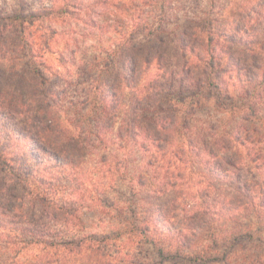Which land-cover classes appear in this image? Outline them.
Returning a JSON list of instances; mask_svg holds the SVG:
<instances>
[{"label": "clouds", "instance_id": "9594fccd", "mask_svg": "<svg viewBox=\"0 0 264 264\" xmlns=\"http://www.w3.org/2000/svg\"><path fill=\"white\" fill-rule=\"evenodd\" d=\"M0 264H264V0H0Z\"/></svg>", "mask_w": 264, "mask_h": 264}]
</instances>
